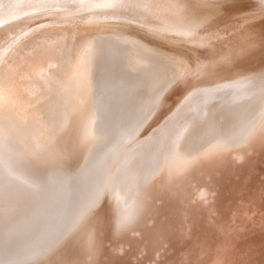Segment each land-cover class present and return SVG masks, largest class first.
<instances>
[{
  "label": "rangeland",
  "instance_id": "374dc122",
  "mask_svg": "<svg viewBox=\"0 0 264 264\" xmlns=\"http://www.w3.org/2000/svg\"><path fill=\"white\" fill-rule=\"evenodd\" d=\"M4 1L5 0H0V13H1L0 17L3 13L10 12V10L13 8L20 9L23 6H29L31 4L34 5L37 2L36 0H6L5 2ZM9 1L11 2L9 3ZM94 1H96L97 3L98 0H87L84 2L80 0H74L70 4L66 3L62 5L51 6V7L48 6L44 8L26 10L21 13L9 15L5 19L0 20V97H1L0 99L3 100V102H7L9 100L8 102H11V103L13 102L12 106L16 105L17 107L26 106L27 104H29L31 98L33 97V94L36 95L34 97L35 101L44 100V98L46 97V94H45L46 88H47L46 84L48 86V84L52 82H54V84H57V83L60 84V82H62L61 81L62 78H60L61 77L60 73H58L57 71L58 61L56 62V60L58 59L59 56L64 54V59L62 61L63 62L66 61L68 64H70L69 66V68H71L69 69V76H70L72 75V73L76 72L75 69L76 68L78 69L80 66L79 62L77 61V57H78L77 55L79 54L78 53L79 49L83 47L84 44H86L85 46H87L86 51H88L89 48L91 50L90 46L92 45V48H93L92 52H96L93 54L89 50L88 57L90 59L89 61L91 62L86 63V66H88L89 68H91L90 66L93 65L92 66V69H93V67L95 68L96 66L95 64L96 55L97 57L99 56V54H101V56L106 55V54L104 55L103 50H99V52L95 50L102 48L101 46L102 44L111 43L112 45L123 48V51H125L124 55H126L127 60L125 61V63H119V65L118 64L116 65L117 63L116 61L111 60L103 64V66L101 67L102 69H99L97 71V74L95 72V75H93V77L96 79L93 82L94 86L93 85L91 86L94 99L96 98L97 100L99 98L98 100L100 101L102 99L101 102L103 101L110 102L112 99H114L116 94L117 95L120 94V92H118L119 89L117 90L115 89L114 91L113 90L111 91V88L113 89V85L115 86L114 88L116 87L119 88L120 86L119 83L120 84L122 83L124 85L126 84L129 85L135 78H137V76L140 73L143 74V71L144 72L148 71V72H151L152 74L155 73L154 74L155 76L158 75L156 78L157 80L160 81L159 82L160 85L157 88L159 89L157 98L161 100L160 112L159 111L157 112V115L159 116L156 117L155 115H153L154 118L151 117L148 119L149 126L147 127V129L145 125V127L142 128L143 130L140 129L139 132L138 130H135L136 132L134 130H132V132L130 131L127 132L128 133L126 136L127 138L125 137L123 138L124 140L122 139L121 141H119L120 144L118 141H116L118 148L115 147L116 142H112L113 139L111 140L112 142L111 144H109V141H108L105 144L106 145L105 148L106 150L110 148L113 149V152H112L113 158H111L112 156L110 155L108 160L106 161L107 164L104 163L105 161L102 159L103 158L102 153L98 155V157L95 156L97 155L96 152L95 154L93 152L92 153L93 155L90 153H88L90 154L89 156L86 155L87 150L94 142H92L91 139L90 141L87 140L86 142L87 146L84 149V146H83L84 144H82V141H81L84 135L82 132L84 128L86 129V125H87L86 123L88 122L87 121L83 122V120L80 118L81 115L75 116L74 114L70 113L72 117L70 116V118L66 119L65 126H63L64 128L60 129L59 137H55L56 135L53 136L51 134L52 124H51V121L49 120V115L48 114H46V116L43 115L45 118L41 116V121L43 119L48 120V122L50 121L49 122L50 125L48 124L49 130L47 129V126H46V129L48 131L47 133L52 141L53 139L55 140L54 144H58V147H59L56 157L53 158V160L51 161V163H49V165H46L47 167L45 165L42 167L44 169L43 171L53 172V171L61 170V172L63 171L64 174L65 173L68 174V175L65 174V177L67 178L66 179L67 180L66 201L68 202L67 209L68 211H70L71 209L70 212L72 213L76 212L75 215L78 218L82 219L83 221H82V224L76 226V228L74 229V232H72L68 240L65 241V244L59 245L53 251L50 249V251L52 252L47 250L49 249L48 247L44 246V248H42V252H41L42 254L40 256H39L40 253L37 254L38 256L33 255L34 256V257L32 256L33 260H32V257H29L27 259L28 260L31 259L30 261L26 259L27 262L23 261L22 263L23 264L24 263L25 264L26 263L35 264L34 261H36V264H77V263L79 264H231L234 260L237 261L238 259V263L236 262L237 264H264V221H263L264 219V203H263L264 202V147L263 146L258 145L257 142L254 143L255 142L254 141L250 147L245 148V150L241 151L243 156L242 154L240 156L229 154L228 157L226 158L224 155H221L220 153H216L215 155L208 154V156H205L203 161L201 162L198 161L197 169H195L192 172V174L187 175L186 177L188 178H184L185 176L183 178H180L178 182H176V185L174 181L172 180L173 181L171 182L172 184L168 186L170 182L166 181V178L164 177L166 173L165 167L168 163V159H167L169 155L168 152L170 151L169 135L171 133L172 125H173L174 119L176 118V114L180 111V107H182L183 104L186 101H188V98L190 96L196 94L197 91H201V90H207L210 88L211 89L220 88L225 85L226 86L240 85V84L246 83V81L250 83V81H255L257 78L258 80L264 79V7L262 6L264 3V0H256V1L255 0H191L192 3L196 7L204 8L206 10H210V13L217 14L214 16H212L213 14H210L208 16L209 19H208L207 26L206 24H203L205 31L203 30V26L201 25L194 27L196 31L193 30L194 28L192 27L186 28V29H178L175 26H171V27L169 26L170 29H172L170 30L169 27L167 29V25L160 24L156 22L155 20H152L151 18L145 17L143 14L141 15L139 13L137 16V14H135L134 12H130L132 13L130 14L131 15L130 16L128 12L123 11V10L119 12H114V16H117V17L112 18V15L110 13L106 14L107 17H105L104 13L99 12V9L104 10L102 8L103 6H100V7L97 6V4L94 3ZM113 1L115 2V4L120 2L119 0H113ZM3 4L6 6H4ZM93 4H95V7H93L94 6ZM233 6L236 8L232 13V10L234 9ZM237 8H240V9L237 10ZM243 9L245 13L241 11ZM79 10L81 11V13ZM114 10H116V8L112 9V11ZM90 11H93V12H90ZM240 11L241 13L240 14L238 13L239 14L238 15L237 12H240ZM116 13L117 14L123 13V14L117 15ZM231 14H234L236 16L238 15V17L231 15ZM230 15L233 19L230 17ZM242 15L243 17H241ZM245 17H247V19H245ZM227 18H228V21H227ZM227 22H231V23H228L227 25H225ZM197 23H199V21H197ZM31 24H32V27H31ZM33 26L34 27L39 26V28L37 27L36 31L34 30L35 32L33 31L30 35V33L28 32L29 30H31V28H33ZM206 28L209 30V33L207 32L208 30ZM219 30L220 32H223V33H225V31L226 33L229 31V33L227 34L225 33L226 36L223 33L218 34ZM210 31L212 32L210 33ZM200 32H202L203 34ZM206 32H207V35L205 34ZM214 32L215 33L217 32V33L214 36V38H212L213 35L215 34ZM165 34L170 35V36L168 38L164 37ZM204 34L207 37L210 34L211 35V36L209 35L210 39L205 36H201ZM219 35L224 36L225 38ZM229 35L231 38L228 37ZM203 37H205L204 39L206 40H204ZM218 37H219V41L217 40ZM240 38H242L241 40H243L244 38L245 39L241 42ZM191 39L192 40L194 39L193 41L195 42H193ZM214 39H215V42L213 43ZM40 40H41V43L39 42ZM222 40L223 41L225 40V41L222 42ZM227 40H228V43L230 42L229 45L227 43ZM116 41L118 43L122 42L121 43L122 45L118 44ZM11 42L20 43V45L13 44L12 46H10L9 43ZM209 43L212 45H210ZM35 44H36V47H35ZM123 44H126V45H123ZM223 44L225 45L223 46ZM32 45L34 46V48ZM198 45H200V47L202 46L203 47L200 48ZM233 45L236 48L238 46L239 49L237 48L236 50V48ZM242 45H243V48H241ZM57 47L61 49L63 54L60 53V54H56V56L54 55L56 60L54 59V62L52 61V63H49L50 65L48 64V62L44 61L43 63L46 64L45 67L48 65V68L46 67L44 71L40 73V76L35 78L37 79V81L35 79H32L33 82L30 83L31 89L29 92L26 93V91H23L24 89L22 88H24L23 87L24 82L20 81L19 78H21V76L23 77V75L25 77L27 76L26 78H28L30 76V72L27 69L32 67V65L37 62L36 60L38 56L41 57L43 55L41 59L47 56L49 59L51 51H53ZM229 47L232 50L231 52H230ZM135 49L136 50L138 49L137 50L138 52ZM200 50H201V53H198L200 52ZM210 50L212 52H210ZM24 52H28V53L26 54ZM36 52H41V53L38 54ZM131 54L134 56H132ZM14 55H16L19 58L17 59L16 56L14 57ZM20 55H21V58H20ZM207 55H209L210 57ZM213 55H215V57H213ZM249 55L252 58H250ZM91 56L93 59L91 58ZM225 56H228L229 60H227V57L225 58ZM6 57L7 59H4ZM10 57L12 59H15L14 60L16 62V63L14 62L15 67L13 66L11 70L9 67L8 68L6 67L7 69L6 68L3 69L4 64L6 65L11 60ZM207 57H209V59L212 57V60L211 59L209 60ZM191 58H193L194 60L193 59L191 60ZM136 59L139 61H137ZM145 60L146 62L148 61L149 63L148 62L146 63ZM210 61L213 64H209L208 62ZM153 62L155 64H153ZM144 63H146L148 67L145 66ZM205 63L209 66H207ZM237 63L239 64L237 65ZM170 65H172L173 67ZM200 65L202 67V71H201ZM54 66H56L57 68L55 69ZM126 66L128 69L126 68ZM139 66H140V69H139ZM149 66L151 67L149 68ZM193 66L195 68H193ZM203 66H204V69H203ZM141 67L142 68L144 67L143 71ZM210 67L213 69H211ZM137 68L138 70H140V73L138 72V70H136ZM176 68L178 72H176ZM198 68L200 69L201 74L200 72H197L199 70ZM155 69H156V72H154ZM3 70H5L6 72ZM211 70L214 71L212 74H211L212 72ZM17 71H21V72L15 75L13 72H17ZM121 71H122V74H124L125 76L120 74ZM193 71L197 72L196 73L197 75ZM206 71H208L209 73H207ZM64 72L66 73V71ZM113 72L115 73L113 74ZM169 73L171 77L167 76V74L169 75ZM221 73H223L224 75L226 74V75L224 76ZM119 74L124 77H121ZM133 75H135L136 77L133 78L132 77ZM175 75H177V77ZM111 76L115 77V80ZM129 76H130V79L126 81ZM209 76L210 78L208 79ZM211 76H214V77L212 78ZM193 78H195L196 80L195 79L193 80ZM166 79L167 80L172 79V80H169L170 81L169 82V81H166ZM184 79L186 81H184ZM18 80L20 82H18ZM123 80L124 82H122ZM111 82L113 83L112 87L108 89L109 87L107 86V84L110 86ZM14 85L16 86L15 87L16 89H12L14 88ZM19 86L22 88H20ZM2 87L3 88L5 87L4 90L7 89L6 90L7 93L6 91L4 92L1 91L3 90ZM161 87L163 89H160ZM17 88L21 90L17 91ZM195 88H198V89L196 90ZM192 90L194 91L192 92ZM102 91L105 92L104 93L105 96H103L104 94L102 93ZM14 92H16L17 95ZM40 92L42 93V95ZM100 92L102 93V95ZM113 92H115V95ZM24 96H25V99H24ZM39 97L41 98L38 100L37 98ZM56 97H57V94L54 95V98ZM67 97L69 98L70 96L67 95L65 98V101ZM105 97L106 99H104ZM7 98L8 100H5ZM82 98L83 97L80 98V97L73 96L72 101L79 104L78 102L79 99L84 101ZM96 100H94V103L97 104ZM14 102H16L15 105H14ZM11 103H10V106H11ZM59 103L63 104L62 98L59 99ZM60 104H59V107L61 106ZM71 104L72 103L71 102L69 103L68 101V103H66L67 106L66 105L65 106L68 108V105L71 106ZM50 126H51V129H50ZM166 131L168 133L167 134L168 136L165 133ZM163 134H165V136ZM163 138H165L164 140L166 142L163 141ZM158 141L159 143H157ZM161 141H163L164 143L163 142L161 143ZM84 142H85V139H84ZM145 142L146 144H144ZM62 144L63 146H61ZM112 144H114L115 146ZM61 147H64V148H61ZM114 149H117L116 150L118 152L117 155ZM146 150L149 152L151 151V152L149 153ZM246 151L248 152L246 153ZM93 156L94 158L93 160H91ZM212 156L216 158H213ZM96 157L98 158L97 160H95ZM148 157H150V159ZM242 157H244V159H242ZM132 158H135L136 160ZM156 158L158 159L156 160ZM237 158H240V159H237ZM111 159L113 160L114 163L111 162L112 161ZM118 159H121V160H118ZM225 159H228V161ZM130 160H131V163L129 164ZM90 161H93V162H90ZM91 165L93 167L90 169H93L94 166H96L94 168L95 170L94 169L93 170L94 171L98 170V172L101 170L102 165H105V168H102V170L104 169L103 171H105L104 174L106 176V183L111 181L110 183H107L105 185V187L107 188L104 187V189L101 191L100 197L102 198L100 197L98 198L100 201L97 202L95 207L92 204L91 205L87 204V202L89 201L88 198H90L89 195L92 194L91 192L92 189L89 184L90 182L93 183V180L91 179V177L90 178L86 177V175L84 174V170L89 169ZM116 165L117 167H115ZM144 165L145 167H143ZM200 165H201V168L203 167L202 169L200 168ZM84 166H86L87 168ZM106 166H108V169L109 168L110 169L108 170ZM141 166L143 167L142 169H140ZM72 167L74 168V170L72 169ZM79 167L83 168L82 169L83 171L80 170L79 172V169H80ZM208 167L211 168V170L207 169ZM77 168H78L77 170L78 172L76 173ZM114 168L116 169L118 168L117 171L116 169L114 170ZM137 168H139L138 171L142 170L143 172L141 173L140 171L137 173L136 172ZM143 169L144 170L147 169L145 171V173L148 172L146 174L147 176L144 174ZM71 172L72 173L75 172V173L72 174ZM155 172H157L158 174ZM194 172H196L195 173L196 175L193 174ZM111 173H113L112 176H111ZM204 173L206 177L204 176ZM155 175H158V176H155ZM132 176H134L135 178L130 179L129 177H132ZM151 177L153 180H151ZM207 177H208V180H207ZM156 178H158L159 180H156ZM197 178L198 179L202 178V179L198 180ZM124 180L126 181L136 180V182L141 181V183H143V185L141 186L145 190H147V192L148 191L150 192V193L148 192V195L150 196L147 195L148 199H150L152 203H156V201L157 203L156 205H154L148 200L150 204H152L150 205V210L152 209V211L149 210L150 213L147 212L149 213V215L147 213L146 214L144 213V215L140 218V220L137 223H134L132 227H128L127 229L121 231L122 232L121 233L120 230L117 228L118 223H116L119 219L120 207L118 209L119 203H115V202H119L118 201L119 199L117 198L116 195L119 192L118 190L120 186L123 184L122 182ZM143 180H146V181H143ZM163 180L166 182L162 183L164 182ZM86 182L88 184H86ZM210 182H212L211 185H210ZM117 183L118 185H115ZM153 183L155 185V186L153 185L155 188L152 186ZM161 183L163 185H161ZM177 183H180V184L182 183L183 185L182 184L181 185L183 187L181 186L182 187L181 188L180 184H177ZM184 183L185 184L187 183V184L185 185ZM146 184L148 186L151 184L149 186L150 188H148ZM208 184L210 187L208 186ZM253 185L255 186L253 187ZM186 186L190 188L188 189ZM191 187H192V190H191ZM163 188H165L164 189L165 191L163 190ZM166 188L168 189L166 190ZM150 189L154 190L155 192L150 191ZM169 189H171L172 191ZM185 190L188 191V193ZM108 191L110 192L109 199H108V194H109ZM163 191L166 192L164 193L165 195L163 194ZM180 192L182 194H179ZM183 192L186 194V196ZM189 192L191 193L189 194ZM171 194H172V197H171ZM174 195H177L178 199ZM210 195L212 199H210L211 198L209 197ZM188 196L189 198H187ZM196 196L197 197L199 196V197L196 198ZM111 197L113 198V200ZM151 198L153 199V201ZM195 198L196 200H194ZM197 199H200L199 201L200 203L197 201ZM185 200L186 202H184ZM191 200H193L195 203H193V201ZM218 200H221V201H218ZM187 201L189 202L187 203ZM82 204H84V207ZM195 204L197 207L195 206ZM85 205H88L87 208ZM175 205H176V208H175ZM181 207H182V210L179 209ZM195 208H196V211H195ZM117 209L119 210L118 212H116ZM115 213L118 215H115ZM150 214H153V215H150ZM170 218L171 219L174 218V219L171 220ZM139 223L142 225H140ZM184 223L187 225V227L185 226ZM175 229H176V232H174ZM119 235H120V238H119ZM133 236H136V237L134 238ZM129 238H131V240ZM221 241L223 243H221ZM116 246L118 247L116 248ZM164 246L165 248H163ZM43 249H45L46 251ZM55 251L57 255H55ZM47 252L48 253L50 252V253L46 255ZM44 254H45V257H44ZM22 263H18V264H22ZM236 263H233V264H236Z\"/></svg>",
  "mask_w": 264,
  "mask_h": 264
},
{
  "label": "bare ground",
  "instance_id": "6f19581e",
  "mask_svg": "<svg viewBox=\"0 0 264 264\" xmlns=\"http://www.w3.org/2000/svg\"><path fill=\"white\" fill-rule=\"evenodd\" d=\"M36 1L37 2L34 5L31 4L29 6H23L20 9L13 8V9L10 10V12L3 13L4 15L3 14L1 15L0 20L5 19L9 15H14L16 13H21V12H24L26 10H30V9L33 10V9H38V8H44V7H48V6L51 7V6L62 5V4H66V3L67 4H70L74 0H36ZM80 1H83L84 2V1H87V0H80ZM119 1L120 2H118L117 4H115V2L113 0H98L97 3H96V1H94V3L97 4V6H99V7L100 6H103L102 8L104 10L99 9V12L104 13L105 17H107L106 14H109V13L112 15V18L113 17H117V16H114V12H119L121 10L128 12L129 15L132 14L130 12H134L135 14H137V16L140 13L141 15L143 14L145 17L151 18L152 20H155L156 22H158L160 24L167 25V29H168L169 26L170 27L171 26H175L178 29H186V28H190V27L194 28V27H197V26H200L201 25V26H203V30H204V25L203 24H206V26H207L208 19H209L208 16L210 14H213V13H210V10H206L204 8L196 7L192 3L191 0H119ZM10 2L11 1H9V3ZM105 2H107V3H105ZM95 4H93L94 5L93 7H95ZM16 5H17V3H16ZM214 5H216V4H214ZM4 6H6V5H4ZM262 6L264 7V3H263ZM202 7H204V6H202ZM220 7H222V6H220ZM245 7H246V5H245ZM1 8H2V6H1ZM80 8H82V7H80ZM114 8H116V10L112 11V9H114ZM235 8L236 7H234V9L232 10V13L235 10ZM83 9H84V7H83ZM238 9H240V8H237V10ZM107 10H109V11H107ZM241 11L244 12V9L241 10ZM241 11L240 12H237V14L238 13L240 14ZM90 12H93V11H90ZM80 13H81V11H80ZM120 14L122 15L123 13H118L117 15H120ZM214 15H217V14L214 13L212 16H214ZM231 15H234V14H231ZM231 15H230V17H231ZM238 15L237 16L234 15V16L238 17ZM241 17H243V15ZM245 19H247V17H245ZM197 21H199V23H197ZM227 21H228V18H227ZM148 22H149V20H148ZM228 23H231V22H227L225 25H227ZM165 25H163V26H165ZM213 26H214V24H213ZM31 27H32V24H31ZM37 27L39 28V26H35V27L33 26V28H31V30H29L28 33H30V35H31V33L34 30L36 31V28ZM170 27H169V29H170ZM201 28H199V29H201ZM156 29H157V27H156ZM220 29H221V27H220ZM225 29H223V30H225ZM231 29H232V27H231ZM170 30H172V29H170ZM193 30L196 31L195 28ZM207 32L209 33V30ZM207 32L205 33L206 35H207ZM211 32L212 31H210V33ZM200 33H202V32H200ZM216 33L213 35L212 38H214V36L216 35ZM220 33H223V32H220V30H219L218 34H220ZM225 33H226V31H225ZM225 33H223V34L225 35ZM227 33H229V31ZM205 34L204 35H201V36L207 37ZM174 35H175V33H174ZM209 35H208L207 38H209ZM169 36L170 35H166V34L164 35V37H167V38ZM219 36H221V35H219ZM177 37H178V35H177ZM205 37H203V39ZM221 37H224V36H221ZM228 37H230V35ZM179 39H181V38H179ZM188 39H190V38H188ZM241 39L242 38H240V41L242 42L245 38L243 40H241ZM204 40H206V39H204ZM217 40L219 41V37H218ZM96 41H97V39H96ZM207 41H208V39H207ZM224 41L222 40V42H224ZM16 42H13V43L11 42L9 44H10V46H12L13 44L20 45V43H16ZM39 42L41 43V40ZM122 42H123V40H122ZM193 42H195V41H193ZM210 42H211V40H210ZM214 42H215V39H214L213 43ZM121 43H118V44H121ZM227 43H228V40H227ZM229 43H228V45H229ZM37 44H38V42H37ZM225 44H223V46ZM54 45H56V44H54ZM85 45L86 44H84V46L79 49V52H78L79 54L77 55L78 56L77 57V61L79 62L80 66H79L78 69L77 68L75 69L76 72L72 73V75L69 76V69H71V68H69L70 64H68L66 61L65 62L62 61L64 59V54L62 53L61 49L57 47L53 51H51L50 56H49L50 57L49 59H48L47 56L44 57V58H42V59H41V57L43 55L41 57L38 56V58L36 60L37 62L35 64H33L32 67H30V68L27 69L30 72L31 78H30V76L28 78H26L27 76L25 77L24 75H23V77L21 76V78H19L20 81H23L24 82V83L22 82L24 88H22L20 86L19 87L22 88V89H24L23 91H26V93L29 92L30 89H31L30 83L33 82L32 79H35L36 77H39L40 76V73H42L46 67L48 68V65L45 67L46 64H44L43 62L46 61V62H48V64L49 63H52V61L54 62V59H55L54 55L56 56V54L62 53L63 55L59 56L57 60L55 59L56 62L58 61L57 62L58 63L57 64V67L58 68L56 66H54L55 69L57 68L58 73H60V76H61L60 78H62L61 79L62 82H60V84L59 83L54 84V82H52L53 84L52 83H49L48 86L46 84V87H47L46 88V92H45L46 97L44 98V100H42V101H35L34 100V97L36 95L33 94V97L31 98L29 104H27L26 106L17 107L15 105L16 102H14V105L15 106H12V103L13 102L12 103L11 102H8L9 101L8 98L5 99V100H8L7 102H3V100L0 99V264H18V263H22L23 261L24 262H27V260H28L27 258L32 257L33 255L36 256L37 254L40 253L39 254V256H40L42 254L41 252H42V248H44V246L49 248L47 250L50 251V249H51L53 251L59 245L65 244V241L68 240V238L71 235V233L74 232V229L76 228V226L82 224V221L83 220L80 219V218H78L75 215L76 212H73L72 213V212H70L71 209H70V211H68V209H67V207H68V205H67L68 202L66 201V193H67L66 192V190H67V180L66 179L67 178L65 177V174H67V173L64 174L63 171L61 172V170L53 171V172H45V171H43L44 169L42 168L44 165L46 166V165H49V163H51V161L53 160V158L56 157L57 152H58V149H59L58 144H54L55 140L53 139V141H52L50 139L48 133H47L48 132L47 129L49 130L48 124H49L50 121H51V124H52V129H51V126H50V129L52 130V131L50 130L52 132L51 134L53 136L56 135L55 137H59L60 129H63L64 128L63 126H65L66 119L70 118L71 114H74L75 116L76 115H78V116L81 115L80 118L83 120V122L84 121L85 122L86 121L88 122V123H86L87 124L86 125V129L84 128L83 129V132H82L84 134L83 137H82V139L83 138L85 139V142H84V139L83 140L81 139L82 144H84L83 145L84 146V149L87 146V144H86L87 140L90 141V139H91V141L94 142L91 146L89 145L90 147L87 150L86 155L89 156L93 152H94V154L96 152L97 155H95V156L98 157V155H100L102 153L103 154V158L102 159L105 161L104 163H106V161L108 160L109 156L110 155L111 156L113 155V153H112L113 152V149L112 148L107 149V150L105 148L106 147L105 144L108 141H109V144H111L112 142H116V141L119 142V141H121L123 138H125L127 136V134H128L127 132H129V131L132 132V130H134V131L135 130H138V132H139V130L142 129V128H144L145 125H146V129H147V127L149 126L148 119L151 118V117H153V115H155L156 117L159 116V115H157V112L158 111L160 112L161 100L157 98V94H158V90H159L157 88L160 85V83H159L160 81L157 80V78H156L158 76L157 74H156L157 76H155L154 75L155 73L152 74L151 72H148V71L144 72L143 71V68L145 66L148 67V65H146V63L148 61L146 62V60H145L146 63H144L145 66L143 68L141 67L142 68V71H143V74L140 73V70H138V68H137L136 70H138V72L140 74H142V75L139 74L140 76L138 75L137 78H135L136 76L133 75L132 77L135 78V79L133 80V78H132L133 81L131 80L132 82L129 85H127V84L124 85L122 83L121 84L119 83V85H120L119 88H117V87L114 88L115 86L113 85V89H112L111 87H112V84L113 83L111 82L110 86L107 84V86L109 87L108 89L111 88V91L112 90L114 91L115 89L116 90L119 89L118 92H120V94H118V95L116 94V96L114 97V99H112L110 102H106V101L105 102L104 101L101 102L102 99H101V101L98 100L99 99L98 98L99 96L97 97L98 98L97 100H96V98L94 99L93 94H92V90H91L92 89L91 86L94 84L93 82L96 79V78L93 77V75H95V72L97 74V71L99 69H102L101 67L103 66V64H105V63H107V62H109L111 60L116 61L117 62L116 65L117 64L119 65V63H125V61L127 60V57H126V55H124L125 54L124 53L125 51H123V48L117 47L115 45H112L111 43L102 44L101 45L102 48H99L98 50L96 49L95 51L99 52V50H103L104 51V55L105 54L106 55L105 56H101V54H99L98 57L96 55V57H95L96 58L95 59L96 61L94 60L96 66H95V68L93 67V69H92V66L93 65L90 66L91 68H89L88 66H86V63L91 62V61H89L90 59L88 57L90 48H89L88 51H86L87 46H85ZM123 45H126V44H123ZM210 45H212V44H210ZM243 45H242L241 48H243ZM198 46L200 47V45H198ZM198 46H196V47H198ZM35 47H36V44H35ZM90 47H91V50L90 51L92 52V49H93L92 48V45ZM202 47H200V48H202ZM33 48H34V46H33ZM194 48H195V46H194ZM220 48H221V46H220ZM237 48H238V46H237ZM237 48H236V50H237ZM65 50H67V49H65ZM231 51L232 50L230 48V52ZM242 51H243V49H242ZM41 52H36V53L40 54ZM210 52H212V51L210 50ZM221 52H222V50H221ZM24 53L27 54L28 52H24ZM92 53L94 54L96 52H92ZM198 53H201V50ZM203 53H204V51H203ZM202 55H204V54H202ZM223 55H221V56H223ZM15 56L16 55H14V57ZM132 56H134V55H132ZM207 56H209V55H207ZM209 57H207V58L209 59ZM213 57H215V55H213ZM226 57H227V60H229L228 59V56H225V58ZM236 57H237V55H236ZM249 57H250V55H249ZM16 58L18 59L19 57L16 56ZM20 58H21V55H20ZM91 58H92V56H91ZM135 58H136V56H135ZM250 58H252V57H250ZM4 59H7V57L4 58ZM192 59L193 58H191V60ZM210 59L212 60V57ZM14 60L15 59H12L11 58V60L6 65L4 64V67L2 66L3 69L6 68V67L7 68L9 67L10 70H11V68L13 66L15 67L14 64L16 62ZM137 61H139V60H137ZM204 61H206V60H204ZM217 61H219V60H217ZM141 62H143V61H141ZM220 62H221V60H220ZM201 63H203V62H201ZM208 63L209 64H213V63H211V61L208 62ZM217 63H219V62H217ZM153 64H155V63L153 62ZM188 64H190V63H188ZM221 64H219V65H221ZM238 64L239 63H237V65ZM196 65H194V66H196ZM120 66H122V65H120ZM170 66H172V65H170ZM194 66H193V68H195ZM207 66H209V65H207ZM150 67L151 66H149V68ZM153 67H154V65H153ZM200 67H201V65H200ZM126 68H127V66H126ZM132 69H134V68H132ZM139 69H140V66H139ZM156 69H155L154 72H156ZM203 69H204V66H203ZM211 69H213V68H211ZM216 69H217V67H216ZM5 70H3V71H5ZM64 71H66V73ZM201 71H202V67H201ZM211 71L210 72L212 74L214 71L213 70H211ZM19 72H21V71H17V72H13V73L16 75ZM131 72H133V71H131ZM176 72H178L177 71V68H176ZM193 72H195V71H193ZM197 72H200V69ZM197 72H195V74ZM206 72L209 73L208 71H206ZM114 73L115 72H113V74ZM136 73H137V71H136ZM189 73H191V72H189ZM120 74H122V71H121ZM200 74H201V72H200ZM221 74H223V73H221ZM122 75H124V74H122ZM124 76H121V77H124ZM167 76H170V73H169V75L167 74ZM175 76L177 77V75H175ZM111 77H113V76H111ZM117 77H118V75H117ZM126 77H127V75H126ZM126 77H125V79H126ZM211 77L213 78L214 76H211ZM113 78L115 80V77H113ZM206 78H207V76H206ZM209 78H210V76L208 77V79ZM238 78H240V77H238ZM116 79H118V78H116ZM129 79H130V76L128 77V79L126 81H128ZM194 79L195 78H193V80ZM19 80H18V82H20ZM35 80L37 81V79H35ZM48 80H50V79H48ZM114 80H113V82H114ZM124 80L122 82H124ZM161 80H163V79H161ZM169 80H172V79H169ZM169 80L166 79V81H169ZM184 81H186V80L184 79ZM183 83H185V82H183ZM166 84H168V83H166ZM15 87L16 86L14 85V88H12V89H16ZM100 87H102V86H100ZM185 87H186V85H185ZM217 87H218V85H217ZM4 88L1 91L4 92V91L7 90V89L4 90ZM7 88H8V86H7ZM160 89H163V88L161 87ZM195 89L197 90L198 88H195ZM18 90H21V89H18L17 88V91ZM23 91H22V93H23ZM193 91L194 90H192V92ZM6 93H7V91H6ZM14 93H16V92H14ZM40 93H39V95H40ZM100 93H98V94H100ZM102 93L104 94L105 92L102 91ZM102 93H101V95H102ZM113 93L115 95V92H113ZM55 94H57V97L56 98H54V95ZM187 94H186V96H187ZM16 95H17V93H16ZM41 95H42V93H41ZM67 95L70 96V97L69 98L67 97L66 101L68 100L69 103L70 102L72 103L71 106L68 105V108L66 107L67 106L66 103H68V101L67 102L65 101V98H66ZM4 96H5V94H4ZM4 96H3V98H4ZM22 96H23V94H22ZM73 96L80 97V98L83 97L82 99L84 101H82V100L79 99L78 100L79 104H77V103H75V102L72 101ZM103 96H105V94ZM40 98L41 97H39L37 99L39 100ZM60 98H62L63 104H60L59 103V99ZM24 99H25V96H24ZM93 99L97 101V104L94 103V100ZM104 99H106V97ZM28 101H29V99H28ZM10 103H11V106H10ZM183 103H184V101H183ZM59 104L62 106V108H61V106L59 107ZM17 105H18V103H17ZM162 108H163V106H162ZM154 112H155V114H154ZM46 114L49 115V120L50 121L48 122V120H46V119H43L41 121V116H43V115L46 116ZM173 114H174V112H173ZM155 120H156V118H155ZM46 126H47V129H46ZM165 133H166V135L168 134L167 131ZM163 135L165 136V134H163ZM165 138H163V141H165L164 140ZM112 139H113V141L111 142ZM163 141H161V143ZM169 141H170L169 142L170 151L168 152L169 153L168 158H167L168 159V163H167V165L165 164L166 165V167H165L166 168V170H165L166 173H165V176H164L166 178V181H169L170 182V183L168 182L169 183L168 186L171 185L172 184L171 182H173V181H174V183L176 185V182H178V180L180 178H183L184 176H185L184 178H188L186 176L189 175V174H192V172L195 169H197V167H198V161H200V162L203 161V159L205 158V156H208V154L215 155L216 153H220L221 155H224L226 158L228 157L229 154H231V155L232 154L233 155H239L240 156L242 154L241 151L245 150V148L250 147L254 141H255L254 143L257 142L258 145H261V146L264 147V79H259L258 80V78H257L255 81H250V83L248 81H246V83H243V84H240V85H232V86H230V85L226 86L225 85V86H222L220 88H215V89L214 88L213 89L210 88V89H207V90L197 91L196 94H194V95H192V96H190L188 98V101H186L183 104V106L180 107V111L176 114V118L174 119V122H173V125H172V129H171V133L169 135ZM157 143H159V141ZM114 144H112V145H114ZM119 144H120V142H119ZM144 144H146V142ZM115 145L114 146L117 147V142H116ZM154 145H153V147H154ZM61 146H63V144ZM120 147H121V145H120ZM148 147H150V146H148ZM61 148H64V147H61ZM114 150L116 151L117 149H114ZM98 152H99V154H98ZM147 152H149V151H147ZM247 152L248 151H246V153ZM250 152H251V150H250ZM88 153H90V154H88ZM117 153L118 152L116 151V155H117ZM154 155H156V154H154ZM242 156H243V154H242ZM97 157L95 158V160L98 159ZM130 157H132V156H130ZM88 158H90V157H88ZM93 158H94V156L92 157L91 160H93ZM111 158H113V156ZM135 158H132V159H135ZM148 158L150 159V157H148ZM158 158H156V160ZM207 158H209V157H207ZM213 158H216V157H213ZM237 159H240V158H237ZM242 159H244V157H242ZM74 160H76V159H74ZM118 160H121V159H118ZM225 160L228 161V159H225ZM90 162H93V161H90ZM109 162H110V160H109ZM111 162H113V160ZM145 162H146V160H145ZM234 162H236V161H234ZM244 162H246V161H244ZM117 163H118V161H117ZM117 163H115V164H117ZM130 163H131V160H130L129 164ZM54 164H55V162H54ZM132 165H134V164H132ZM145 165L143 167H145ZM213 165H214V163H213ZM243 165H244V163H243ZM61 166H63V165H61ZM97 166H98V164H97ZM73 167H75V166H73ZM73 167H72V169L74 170ZM84 167H86V166H84ZM92 167L93 166L91 165V167H89V169L84 170V174L86 175V177H89V178L91 177V179L93 180V183L90 182V184H89L90 187H91V189H92L91 190L92 194L89 195L90 198H88L89 201L87 200L88 201L87 204H89V205L92 204L95 207V205L97 204V202L100 201L98 198L101 196L100 195L101 194V191L104 189L105 185L107 183H110L111 181L106 183V176L104 174L105 171H103L104 169L102 170V168H105V165H102V168H101L102 171L99 169L100 170L99 172H98V170L94 171L95 170L94 168L96 166H94V168H93L94 170L93 169H90ZM115 167H117V165ZM143 167L141 166V168L140 167L139 168L142 169ZM106 168L108 169V166H106ZM139 168H137L136 172L138 173V172L141 171V173H142L143 172L142 170L138 171ZM200 168H201V165H200ZM215 168H216V166H215ZM82 169L83 168H80L79 169V172H80V170L83 171ZM115 169L116 168H114V170ZM117 169H116V171H117ZM207 169H210L211 170V168H209V167ZM77 170H78V168L76 169V173L78 172ZM146 170H144V174L145 175L148 173V172L145 173ZM74 173H72V174H74ZM137 173H135V174H137ZM155 173H157V172H155ZM195 173L196 172H194L193 174H195ZM205 173H204V176H205ZM77 175H79V174H77ZM112 175H113V173H111V176ZM152 176H154V175H152ZM155 176H158V175H155ZM129 178L131 179V178H135V177L132 176V177H129ZM83 179H84V177H83ZM201 179L199 178L198 180H201ZM151 180H153L152 177H151ZM156 180H159V179L156 178ZM207 180H208V177H207ZM141 181L136 182V180H132V181L131 180H128V181L124 180L122 182L123 183L122 185L120 183L121 186H120V188L118 190L119 192L116 195L117 198L119 199L118 200L119 202H115V203H119L118 209L120 207V209H119L120 210V212H119L120 213L119 214V219L116 222V223H118L117 224V228L120 230V232L123 231V230H125V229H127L128 227H132L134 225V223H137L140 220V218L144 215V213L146 214L147 212H149L150 205H152V204L156 205V203H157V201H156V203H152L151 200L148 199V196H150V195H148V192L149 191L147 192V190H145L141 186V185H143V183H141ZM143 181H146V180H143ZM166 181H164L162 183H165ZM162 183H161V185H163ZM211 183L212 182H210V185H211ZM86 184H88V183L86 182ZM177 184H180V183H177ZM181 184H180V187L183 185V184L182 185ZM115 185H118V183L115 184ZM153 185H154V183L152 184V186ZM255 185H253V187ZM149 186H148V188H150ZM164 186H166V185H164ZM168 186H166V187H168ZM208 186H209V184H208ZM172 187H173V185H172ZM105 188H107V187H105ZM145 188H146V186H145ZM187 188L189 189L190 187H187ZM187 188H185V189H187ZM212 188H210V189H212ZM69 189H71V188H69ZM151 189H153V188H151ZM151 189H150V191H154V190H151ZM164 189L165 188H163V190ZM167 189L168 188H166V190ZM169 190H171V189H169ZM191 190H192V187H191ZM164 191H163V194L166 193ZM220 191H221V189H220ZM186 192L188 193V191H186ZM71 193H73V192H71ZM190 193L191 192H189V194ZM115 194H116V192H115ZM172 194H174V193H172ZM172 194H171V197H172ZM179 194H182V193L180 192ZM198 194H199V192H198ZM109 195H110V192L108 194V199H109ZM174 196L177 197V195H174ZM185 196H186V194H185ZM198 197L196 196V198H198ZM209 197H211V195ZM100 198H102V197H100ZM187 198H189V196ZM196 198L194 200H196ZM153 199H154V197H153ZM153 199H152V201H153ZM177 199H178V197H177ZM201 199H203V198H201ZM210 199H212V197ZM112 200H113V198H112ZM148 200L152 204H150V202ZM167 200H169V199H167ZM171 200H173V199H171ZM191 201H193V200H191ZM197 201L199 202L200 199H197ZM218 201H221V200H218ZM184 202H186V200ZM188 202L189 201H187V203ZM159 203H160V201H159ZM169 203H171V202H169ZM193 203H195V202L193 201ZM203 203H205V202H203ZM84 204H82L83 207H84ZM196 204H197V202H196ZM196 204H195V206H196ZM85 206L87 208L88 205H85ZM75 207H74V209H75ZM89 207H91V206H89ZM182 207L179 208V209L182 210ZM175 208H176V205H175ZM118 209H117L116 212L119 211ZM159 209H160V207H159ZM234 210H236V209H234ZM150 211H152V209ZM185 211H186V209H185ZM195 211H196V208H195ZM149 213H147V214L149 215ZM151 213H153V212H151ZM165 214H166V212H165ZM115 215H118V214L115 213ZM150 215H153V214H150ZM82 218H84V217H82ZM226 218H228V217H226ZM173 219L174 218H172L171 220H173ZM263 221H264V219H263ZM140 223H142V222H140ZM140 225H142V224H140ZM160 225H162V224H160ZM227 225H228V223H227ZM185 226L187 227L186 224H185ZM171 230H173V229H171ZM187 231H189V230H187ZM174 232H176V229H175ZM186 235H187V233H186ZM133 237L135 238L136 236H133ZM119 238H120V235H119ZM129 239L131 240V238H129ZM178 240H180V239H178ZM176 241H177V239H176ZM250 241H251V239H250ZM167 242H169V241H167ZM187 242H189V241H187ZM221 243H223V242L221 241ZM117 247L118 246H116V248ZM225 247H226V245H225ZM163 248H165V246ZM45 249H43V250H45ZM100 250H101V248H100ZM52 251H50V252H52ZM49 253L47 252L46 255H48ZM248 253H246V254H248ZM55 255H57L56 254V251H55ZM33 257H32V260H33ZM44 257H45V254H44ZM49 257H50V255H49ZM30 260H28V261H30ZM234 261L233 262L230 261V262H232L231 264L236 263V262L238 263V259H237V261H235V262ZM34 262L36 264V261H34ZM77 264H79V263H77Z\"/></svg>",
  "mask_w": 264,
  "mask_h": 264
}]
</instances>
